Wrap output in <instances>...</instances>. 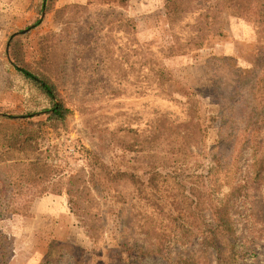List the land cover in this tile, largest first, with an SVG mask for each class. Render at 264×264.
Listing matches in <instances>:
<instances>
[{
	"label": "rangeland",
	"instance_id": "rangeland-1",
	"mask_svg": "<svg viewBox=\"0 0 264 264\" xmlns=\"http://www.w3.org/2000/svg\"><path fill=\"white\" fill-rule=\"evenodd\" d=\"M41 1L0 0V112L24 110L23 97L8 89L13 72L8 71L5 45L10 35L41 18ZM215 1L193 0L189 10L204 14ZM209 20L207 40L194 49L184 46L195 36L194 18L188 12L176 18L167 0H53L42 23L17 39V52L35 71H47L72 111L64 122L47 126L40 142L53 164L52 178L25 196L18 214L1 224L10 243L9 264H41L52 240L68 248L63 264H76L70 255L82 257L81 264H185L180 258L196 244H167L163 238L138 244L143 236L135 227L127 229L135 219L126 217L129 212L115 202L114 192L107 198L92 173L97 161L114 172L149 170V164L172 149V135H164L145 153H132L121 148L126 141L121 129L151 128L162 116L184 134L195 132L197 124L206 133L193 137L203 143L190 146L182 169L186 173L187 168L204 172L222 151L220 123L207 121L210 110L226 106L239 133L247 127L250 88L264 76V24L234 11L218 12ZM159 63L168 72L162 85L156 80ZM197 101L195 116L192 104ZM8 127L26 128L18 122ZM224 147L231 158L238 145ZM27 171L23 159L1 163L0 187ZM69 178L80 180L81 194H68L63 187L61 194L52 192L56 181L67 184Z\"/></svg>",
	"mask_w": 264,
	"mask_h": 264
},
{
	"label": "trees",
	"instance_id": "trees-1",
	"mask_svg": "<svg viewBox=\"0 0 264 264\" xmlns=\"http://www.w3.org/2000/svg\"><path fill=\"white\" fill-rule=\"evenodd\" d=\"M52 1L42 0L38 10L41 18L17 35H10L5 45L8 71L13 72L8 89L23 97L24 110L15 114L0 112V164L23 159L27 161L28 171L18 180L4 182L0 187V264H9L10 257V243L1 229L2 222L18 214L23 198L34 195L52 178L53 164L40 145L47 133L46 127L64 122L72 111L47 71H35L31 62L17 52V39L42 23ZM192 2L167 0V8L176 18L184 12L194 18L195 36L185 47L199 49L203 45L210 33L209 18L218 12L234 11L261 27L264 24V0H217L206 13L198 15H195L196 10H189ZM167 75L159 63L157 82L162 85L168 80ZM255 84L256 88H250V102L245 108L249 114L247 127L240 133L226 106L208 112V123H220L218 142L222 151L204 172L187 168L186 173L182 169L190 146L202 142L193 137L200 132L204 137L205 131L197 124L195 132L190 130L184 134L177 131L178 126L174 123L173 127L166 116L155 120L151 128L121 129L127 141L121 148L132 153L149 151L164 135H172V139L173 135L180 137L177 141L170 140L172 149L166 156H158L159 161L149 164V170L114 172L103 161H97L92 178L101 184L107 198L114 192L115 202L129 212L126 217L135 219L127 229L132 232L135 227L143 236L146 242L141 238L138 244H156L162 238L167 244H196V249L188 255L178 254L184 256L180 260L185 264H264V246L260 245L264 244V76ZM199 104V101L192 104L195 116ZM227 105L231 106L228 102ZM42 117L44 121L36 122ZM16 122L25 126V130H10L9 124ZM228 143L238 145L231 158L223 151ZM69 180L67 184L56 181L52 192L61 194L60 187H63L68 194L74 191L81 194L84 186L80 180ZM165 183H168L167 188L161 186ZM150 228L159 230L155 232ZM64 247L52 240L41 264H63L69 254L64 252L68 250ZM70 259L76 264L82 263V257L70 255Z\"/></svg>",
	"mask_w": 264,
	"mask_h": 264
}]
</instances>
